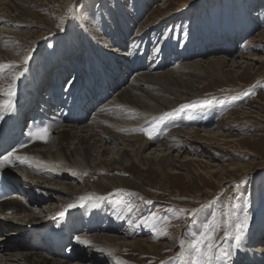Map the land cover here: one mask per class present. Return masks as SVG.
I'll return each instance as SVG.
<instances>
[{"label":"bare ground","instance_id":"bare-ground-1","mask_svg":"<svg viewBox=\"0 0 264 264\" xmlns=\"http://www.w3.org/2000/svg\"><path fill=\"white\" fill-rule=\"evenodd\" d=\"M46 1L0 0V129L4 126L3 117L10 116L6 131L22 129L23 135L34 134L30 143L0 156V170L7 173L16 189L14 195L0 202V245L10 235L28 244L17 243L15 249L0 246V264H113V255H119L123 247L134 246L148 252L165 248L163 244H150L145 238L112 231L119 222L117 215L105 209L109 198L117 192L109 189L112 176L104 174L98 181L90 182L66 168L88 166L91 171L105 170L131 165L133 160L166 175L193 153L196 144L219 140L224 135L222 127L202 133L184 126L172 130L169 123L164 124L169 122V108L180 99L188 100L201 93L199 79L193 75H216L214 69L219 72L259 58L243 51L231 58L214 57L207 61L201 55L206 54L208 47L196 53L193 41L187 47L185 43L179 52L185 57L195 53L198 59L169 67L171 60H161L163 53L174 57L169 48L155 53L156 58H146V48H150L147 38L153 34L150 31L168 20V12L140 23V32L132 36L134 23L126 21L113 43H109L108 36L103 35L101 40L95 34L99 46L89 47L86 53L92 55H82L71 73L73 80L68 79L73 68L67 58L70 51L50 53L38 63L33 59L23 70L19 61L25 45L36 51L50 34L48 16L39 11L47 7ZM188 3L191 1L184 4L185 9ZM167 7L159 4L157 9ZM142 33L148 35L140 36ZM263 38L264 31L254 40L264 42ZM128 43L130 49H126ZM58 55L61 60H56ZM54 70L57 75L51 83L48 74ZM70 95L77 96L78 103L67 108L63 102ZM93 110L91 118L83 123ZM81 111L86 115L78 120L67 119L69 114ZM30 112H37L51 125L33 130L27 120ZM151 118L155 125L149 127L152 132L146 137L142 128ZM187 122L183 120L181 125ZM165 128L170 129L169 133L158 141L156 132L162 133ZM43 199L46 204L38 209L36 205ZM262 228L256 226L254 233L262 232ZM69 231L75 234L76 242H68L66 247L53 244L55 234ZM247 243L244 248L249 264H264V246L249 247Z\"/></svg>","mask_w":264,"mask_h":264},{"label":"rangeland","instance_id":"rangeland-1","mask_svg":"<svg viewBox=\"0 0 264 264\" xmlns=\"http://www.w3.org/2000/svg\"><path fill=\"white\" fill-rule=\"evenodd\" d=\"M190 1L185 9L184 4ZM46 2L48 8L39 11L48 16V24L52 25L47 29L50 34L36 51L26 42L28 45L19 61L23 70L33 59L38 63L45 61L50 53L70 51L67 58L73 66L72 71L69 70L68 79H71L82 55L90 46H99L94 37L103 40L102 36L106 35L109 43H113L126 21L134 23L132 36L140 32V23L168 12V20L150 31L153 34L147 38L146 45L150 48H146V58H156L157 52L169 48L174 57L167 53L161 56L163 62L172 61L169 67L198 59L195 53L185 57L179 52L191 41L196 53L208 47L206 54L201 55L207 61L214 57L231 58L244 52L259 58L237 67L227 66L219 72L214 69L216 75H193L199 79L201 93L188 100L180 99L169 108V122L164 121V124L169 123L172 130L184 126L200 129L202 133L222 127L224 135L219 140L196 144L193 153L191 151L166 175L133 160L131 165L105 170L91 171L88 166L66 168L90 182L98 181L104 174L112 176L109 189L117 192L109 198L105 209L117 215L121 225L116 222L119 229L114 227L112 231L145 238L150 244L165 245L154 252L139 251L134 246L123 247L119 255H113V264H249L245 244L251 241V245L247 243L249 247L264 246V42L254 40L264 31V0ZM159 4L168 7L157 9ZM144 35L148 33L140 34ZM127 48L130 49V43ZM89 54L92 55H85ZM60 56L56 60H61ZM54 72L48 74L49 81L57 75ZM94 111L85 114L83 123ZM153 119L144 122L142 130L146 137L152 132L149 127L155 125ZM183 120L188 122L181 125ZM170 129L156 132L157 140L166 137ZM44 201L36 207L43 208ZM258 225L263 227L262 232L255 234ZM14 237L10 235L0 246L15 249L17 243L28 245ZM74 258L78 259V255Z\"/></svg>","mask_w":264,"mask_h":264}]
</instances>
